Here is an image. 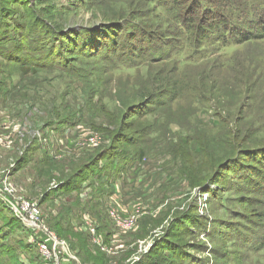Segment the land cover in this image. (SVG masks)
<instances>
[{
  "label": "rangeland",
  "instance_id": "1",
  "mask_svg": "<svg viewBox=\"0 0 264 264\" xmlns=\"http://www.w3.org/2000/svg\"><path fill=\"white\" fill-rule=\"evenodd\" d=\"M263 1L230 6L251 10L257 20ZM129 4L0 0V185L10 182L16 194L37 203L43 224L65 242L66 256L55 264H99L101 255L108 264H264V40L225 47L199 67L156 62L122 73L97 56L70 55V42L48 32L103 26L112 12L148 23L141 10L129 13ZM26 27L37 34H22ZM43 45L67 53L70 71L80 75L34 64L28 52ZM26 68L34 70L25 74ZM158 79L170 88L192 86L147 111L134 108L136 95ZM201 83L211 90L207 96L194 90ZM81 135L96 141L71 146ZM100 152L105 157L85 168ZM47 158L53 164L42 166ZM71 180L76 190L62 195L61 184ZM75 197L89 201L87 208L80 204L85 210L75 211ZM1 202L0 264H48L28 242L29 228ZM112 202L126 215L137 204L146 211L136 230L115 229ZM57 221L64 231L54 228ZM71 231L83 235L73 240L79 253L62 238Z\"/></svg>",
  "mask_w": 264,
  "mask_h": 264
},
{
  "label": "trees",
  "instance_id": "2",
  "mask_svg": "<svg viewBox=\"0 0 264 264\" xmlns=\"http://www.w3.org/2000/svg\"><path fill=\"white\" fill-rule=\"evenodd\" d=\"M89 1L107 3L111 0ZM122 1L133 2L134 4H129L131 9H129V13L133 12V14H136V12H140L141 10V16L145 17V20L148 23L143 21L137 22L134 18H126L125 13L112 12L111 18L106 20L105 25L103 26L76 27L77 29H73L70 33H65L64 36L57 31L53 32L48 30V32L51 33L50 37H58V39L65 38L67 42H70V55H78L80 52L86 53L88 56H91V58L97 56L101 61H104L109 71L122 73L137 72L143 66L156 62H174L178 66L191 65L199 67L203 62L208 64L207 62H210L209 60L212 59L213 55L217 54V51L225 49V47L246 45L264 40V16L261 19L258 18L257 20H253L251 18V10L250 13L246 8L233 11L230 5H235V0ZM237 4L238 6L243 5H241L240 2ZM262 9V13L264 14V5H262ZM44 30L46 29L41 30L40 34L43 35ZM26 33H29L28 35H30V38H33L37 34V31L35 28L30 29L26 27L22 31V34ZM83 37L89 39L85 38L82 42ZM85 41L88 42L85 44ZM62 48H64V46ZM28 53L32 56L33 61H37L33 62L37 65L42 61L50 68H56L65 72H69L70 66H74L71 65L72 59L67 58V53L61 51L60 54H54L53 51L50 50V46L46 47L43 45L42 47H33ZM208 53H211L212 55H207ZM19 58L21 57L19 56L16 59L21 61ZM226 69L230 70L231 68H224L223 70ZM32 70L34 69L26 68L23 72L26 74ZM69 73L80 75L79 72L70 71ZM159 79L154 85H152V89L146 87L142 88V91L136 95V98H139L140 102L135 103L134 108H143L147 111L149 110V106L153 105V103L154 106L167 103L168 99L166 96H178L181 93V89L184 88L183 86H192L189 84L180 83V85L177 83L170 88L168 85H162V81ZM201 84L202 85H199V87H196L194 90L207 96V92H211V90L207 89L205 83ZM230 104L231 103L225 102L221 107L223 110H228L227 108H230ZM128 128L131 129L132 127ZM125 144H131V140L128 141V139H126ZM73 145L74 143H72L71 146ZM103 153L104 152L98 153L95 156V161L88 163L85 168H93L95 166L94 163L99 159V156H102V158L105 157V153ZM140 154L142 155V152ZM20 161L21 160H18V163H20ZM52 164L53 162L51 163L47 158L43 161L42 166L49 167ZM79 175L81 174L78 173L72 175V177L76 176L75 178H77ZM75 182L76 181L71 180L62 183L61 185L64 186L61 187L64 189L62 195L64 193H73L76 190ZM111 186H113V192H115L117 190L116 186ZM49 192L50 191H48L47 196L50 195ZM0 201L5 205V208L10 210L9 205L11 201L9 197H4V199L1 197ZM88 202L89 201L82 200L80 197H75L73 205H78L75 211L78 213L79 209L85 210L81 205L85 204V208H87ZM63 209L64 208L62 207L61 212L56 216L57 218L62 217L61 213ZM13 216L16 218L14 214ZM50 218L52 220L54 219L53 216ZM16 220L19 223L22 222L18 218H16ZM54 228L64 231L60 221L56 222ZM69 229H71L70 226L65 229L66 233H69ZM237 230V227H235L234 234ZM28 231L31 234V230L28 229ZM79 233L81 232L76 233L71 231L69 235L62 236L67 243H71L73 249L78 250V253L81 252L82 246L79 244L77 247L73 244V240L82 239L83 235ZM28 242L38 251V246L35 242H30V240H28ZM245 242L249 245V248L253 249L251 241L245 240ZM154 249L155 246L151 249L150 254L153 253ZM106 257L107 256L105 255H101L99 258L100 262L97 260L98 263L108 264L106 261L109 258ZM42 264H45V262H42ZM136 264H143V261Z\"/></svg>",
  "mask_w": 264,
  "mask_h": 264
},
{
  "label": "built area",
  "instance_id": "3",
  "mask_svg": "<svg viewBox=\"0 0 264 264\" xmlns=\"http://www.w3.org/2000/svg\"><path fill=\"white\" fill-rule=\"evenodd\" d=\"M84 134L86 133H83L82 135ZM82 135L79 136L74 143L76 148L81 149L85 145L94 143L92 138L95 137L83 138ZM0 192L9 197L11 201L10 208H12L15 216L31 230L30 240L31 242H35L37 244L42 257L48 261V264H55L53 260H57L61 254L66 253L60 250V248H64L65 242L57 237L54 232L49 231L43 224L40 212L41 210L37 203L16 194V190L10 182L0 185ZM123 210L124 206L113 202L108 208L110 221L114 224L115 229L124 232L136 230L139 219L143 217L146 211H142V207L139 204L135 206V209L130 215H126ZM83 220H87L89 222V230L92 232L96 230V223L90 216H88V214L85 213L83 215ZM94 241L99 242V244L102 242L101 239H94Z\"/></svg>",
  "mask_w": 264,
  "mask_h": 264
},
{
  "label": "crops",
  "instance_id": "4",
  "mask_svg": "<svg viewBox=\"0 0 264 264\" xmlns=\"http://www.w3.org/2000/svg\"><path fill=\"white\" fill-rule=\"evenodd\" d=\"M116 188H117V186H116ZM117 190H118V188H117ZM117 190H116V191H117Z\"/></svg>",
  "mask_w": 264,
  "mask_h": 264
}]
</instances>
